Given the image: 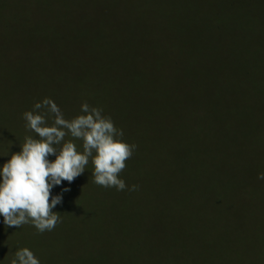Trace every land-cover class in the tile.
Wrapping results in <instances>:
<instances>
[{"label":"trees","instance_id":"trees-1","mask_svg":"<svg viewBox=\"0 0 264 264\" xmlns=\"http://www.w3.org/2000/svg\"><path fill=\"white\" fill-rule=\"evenodd\" d=\"M148 2L178 5L192 22L177 19L174 28L183 33L174 37L153 16L151 33L125 35L118 57L30 63L0 93V102L21 101L0 146L3 164L22 150L25 136L36 135L23 113L45 97L69 119L85 101L101 107L137 146L120 173L125 190L93 183L91 162L73 183L52 189V195L71 189L53 209L62 220L54 230L7 227L0 216V264H10L20 247L41 264H243L237 260L254 253L245 233L225 248L206 241L224 235L213 231L214 217L227 218L234 234L240 224L246 232V219L263 225L264 180L257 176L264 172V0H132L120 4L133 6L120 9L123 24ZM132 185L138 190L129 191ZM156 186L181 191L172 205L145 209L135 222L134 206ZM262 225L253 228L259 247ZM141 231L164 237L166 246L153 242L150 252L141 251V236L129 235ZM253 264H264V251Z\"/></svg>","mask_w":264,"mask_h":264},{"label":"rangeland","instance_id":"rangeland-1","mask_svg":"<svg viewBox=\"0 0 264 264\" xmlns=\"http://www.w3.org/2000/svg\"><path fill=\"white\" fill-rule=\"evenodd\" d=\"M128 1L132 4V0H0V93L7 92L8 83L13 76L26 75L22 69L29 67L30 63L118 57V45L127 42L125 35L134 37L139 31L144 35L151 33L154 27L150 24L153 16L159 18V27H168L174 37L183 33L182 27L174 28L177 19L192 22V18H188L190 16L184 17L178 5L160 2L161 6H158L148 2L138 6L136 11L132 10L130 18L123 24L120 9L126 10L130 6V10L133 6L120 4ZM20 83L19 80L17 84ZM20 105L21 101L18 99L0 102V134L4 137L1 147L6 145L8 122L10 118L13 120V116L19 115ZM4 160V155L0 156V168ZM180 191L181 189H174L166 192L164 187H154L134 206V211L138 212L133 216L134 221L144 220L145 209L157 213L161 208L172 205ZM258 210L263 225L260 220L246 219V232H243L244 225L240 224L234 234L227 218L210 219L213 231L224 235L207 236L206 243H210L212 239L215 244L224 248L233 246L239 243L245 233L246 247L250 251L254 250V253H245L237 261L253 264L257 254L264 251V241L259 247L258 232L253 229L262 225L264 233L263 202L259 203ZM143 233L144 231L129 233L134 240L141 236V251L150 252L153 242L166 246V241H160L164 237L155 233L154 237H148ZM252 243L255 248H250Z\"/></svg>","mask_w":264,"mask_h":264},{"label":"clouds","instance_id":"clouds-1","mask_svg":"<svg viewBox=\"0 0 264 264\" xmlns=\"http://www.w3.org/2000/svg\"><path fill=\"white\" fill-rule=\"evenodd\" d=\"M23 119L26 129L36 135L25 136L22 150L11 153L0 168V216L7 227L31 224L41 234L54 230L62 220L53 209L62 204L63 192L71 189L63 188L57 195H52V189L63 181L73 183L89 162L93 165V183L117 191L128 188L120 173L137 146L123 139V130L101 107L85 101L80 112L69 119L52 98L45 97L25 111ZM76 141L82 143V151ZM257 179L264 180V172ZM128 190L136 191L138 186ZM10 264L41 261L30 248L20 247Z\"/></svg>","mask_w":264,"mask_h":264}]
</instances>
